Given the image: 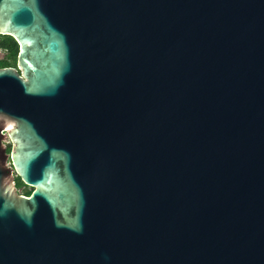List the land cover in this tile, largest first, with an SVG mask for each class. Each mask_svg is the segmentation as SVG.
<instances>
[{
	"label": "water",
	"instance_id": "1",
	"mask_svg": "<svg viewBox=\"0 0 264 264\" xmlns=\"http://www.w3.org/2000/svg\"><path fill=\"white\" fill-rule=\"evenodd\" d=\"M0 36V264H264V0H0Z\"/></svg>",
	"mask_w": 264,
	"mask_h": 264
},
{
	"label": "trees",
	"instance_id": "2",
	"mask_svg": "<svg viewBox=\"0 0 264 264\" xmlns=\"http://www.w3.org/2000/svg\"><path fill=\"white\" fill-rule=\"evenodd\" d=\"M0 49L5 52V57L0 59V67L16 66L19 44L15 38L10 36H0ZM10 153V150H8Z\"/></svg>",
	"mask_w": 264,
	"mask_h": 264
},
{
	"label": "flooded vegetation",
	"instance_id": "3",
	"mask_svg": "<svg viewBox=\"0 0 264 264\" xmlns=\"http://www.w3.org/2000/svg\"><path fill=\"white\" fill-rule=\"evenodd\" d=\"M1 51V49H0ZM2 54L0 55V59L4 58L5 57V52L4 51H1ZM5 67H9V66H5ZM12 67H17L16 66H12ZM6 147H7V152L8 150H10V153H11V143H10V140L5 143ZM10 169H12V167L9 166ZM10 175H12V179H13V182H14V186H15V189L17 191V194L19 196H23V197H30L33 193V190L31 187L25 185L21 180L20 178L17 176V174L15 172H12Z\"/></svg>",
	"mask_w": 264,
	"mask_h": 264
}]
</instances>
